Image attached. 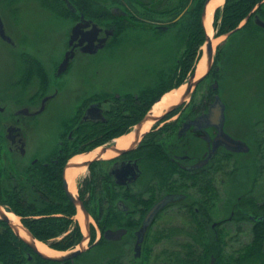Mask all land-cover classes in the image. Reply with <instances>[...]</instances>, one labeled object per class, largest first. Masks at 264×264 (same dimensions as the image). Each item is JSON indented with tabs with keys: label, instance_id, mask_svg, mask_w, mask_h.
I'll return each mask as SVG.
<instances>
[{
	"label": "flooded vegetation",
	"instance_id": "1",
	"mask_svg": "<svg viewBox=\"0 0 264 264\" xmlns=\"http://www.w3.org/2000/svg\"><path fill=\"white\" fill-rule=\"evenodd\" d=\"M191 4L192 0H0V40L19 55L21 74L20 79H10L8 93H0V111L6 113L9 97L16 102V92L13 93L16 85L25 92L34 91L32 95L27 94L23 108L8 114L5 123L7 133L4 134L7 145L0 142L3 162L10 164L12 160L9 159L17 152L22 158L27 157V141L22 136L24 127L13 124L19 123L20 116L26 117L27 124L28 118L39 116L46 110L47 104L60 94V89L51 86V81L67 74L75 60L97 56L104 50L109 51L108 55L126 50L139 53L142 51L139 37L145 41L150 32L162 38L174 30L181 39L184 35L179 22L186 21ZM36 11L39 17L47 20L52 18L50 14H54L68 21L61 58H45L27 40L29 35L18 37L14 34L15 27L7 28L4 14L18 25L25 12L31 21L24 25V30L27 33L29 25L35 29L33 13ZM67 55L70 59L65 64ZM150 59L153 61L148 62L136 82L128 84L129 88L123 91L137 90L141 86L142 91L156 86L161 75L173 72L171 67L155 75V57ZM99 70L95 73L100 74ZM215 70L217 76L213 80L218 85L215 89L212 82V95L208 90L199 99L192 98L172 112L165 113L148 132L139 133L137 143L127 149H119L115 141L137 132L156 102L152 104L148 98L139 99V93L122 96L107 92L121 90L115 86H99L90 89L88 94L78 95L76 114L60 122V137L52 153L26 159L30 161L28 165L51 171H54V166L61 169L64 186L72 159L104 147L102 155L87 166V175H82L83 178L77 181V193L89 213L90 249L73 259L55 261V264H134L144 259L147 249L156 247L152 243L171 239L173 242L187 240L180 244L181 250L175 252L184 251V256H192L195 252L205 259L208 244L214 243L217 250L238 252L253 241L256 230L264 229V127L261 128V121H255L250 138L231 135L226 130L228 105L222 99L226 108L224 131L241 142L234 150L223 144L218 128L205 118L216 97H221L219 65ZM140 81L143 84L136 85ZM166 86L161 84L159 88ZM209 95L210 98H206ZM37 105L39 108L32 110ZM90 108L100 110L102 117L94 113L83 121ZM125 123L132 124L126 133L117 135ZM83 125L87 126L80 128ZM99 129L102 131L96 132ZM80 138L87 140L75 148ZM100 139L105 142L88 150L95 140ZM76 150L81 152L76 153ZM110 151L113 154L104 157ZM168 195H177L178 198L170 201L146 225L151 209ZM161 218H166L172 226L157 229ZM74 219L77 221L76 216ZM175 220H186L189 233L182 235L179 228L183 222L176 228L173 226ZM107 233H113L111 238L105 236ZM238 236L251 238L247 243L243 238V242H237ZM43 243L53 248L54 241ZM78 245L62 251L73 250ZM111 245L115 246L112 250L120 254L112 255L110 250L94 259L82 258L93 254V250ZM30 258L28 264H47L46 260ZM171 259L170 264H174ZM195 262L204 264L201 259L188 261L189 264ZM208 263L221 264L215 253L211 254Z\"/></svg>",
	"mask_w": 264,
	"mask_h": 264
},
{
	"label": "rangeland",
	"instance_id": "2",
	"mask_svg": "<svg viewBox=\"0 0 264 264\" xmlns=\"http://www.w3.org/2000/svg\"><path fill=\"white\" fill-rule=\"evenodd\" d=\"M33 4L37 3L34 2ZM260 6H264V2H260L255 8V11ZM46 13L50 14L49 12ZM50 16H52V18L48 17L47 20L43 17H39L38 11L34 12L33 18H36L34 19L35 29L34 26L29 25L26 33L24 25L28 24L31 20L25 12H23L21 18H19L20 23L18 25H14L11 20H9L7 14H4L7 28L15 27L14 34L16 36L24 37V35H29L27 36V40L33 44V48L36 46L45 58L59 59L64 52V36L67 34L66 28L68 21L62 18H57L54 14H50ZM247 21L248 19L245 20L242 25H245ZM142 36L146 37L145 35ZM147 36L148 38L145 41L144 38L139 37L141 42L140 48L142 49L139 53L134 54L133 52L126 50L124 53L123 51L118 52L117 55L116 53L111 52L108 55L109 51L104 50L94 57H79V59L75 60L72 69L67 74L60 78L56 77L51 81V86H57L60 89L59 96L47 104L46 110L41 115L28 118L27 124L25 116L18 117L20 119V121H18L19 123L14 122L13 124L24 127L25 134L22 136L27 141L28 158L33 156L41 158L52 153L53 148L56 146L60 137V122L65 118H70L73 114H76L77 106L79 105V103H77L79 94H88L90 89L99 86H115L121 89L120 91H107L111 95L119 93L124 96L125 93H139L142 86L137 90H123L129 88L128 84L136 82L135 79H137L143 70L146 69L148 62L153 61L150 57H155V75L160 74L162 70L165 71L171 67V69H174L177 60L181 56L182 49L184 48L185 39H183V37L181 39L178 38V34L176 35L174 30H170L162 38L154 36L151 32L148 33ZM262 36L264 39V33ZM240 37L241 36H236L228 39L223 37V41L219 43L215 49L214 68H216L217 65L220 67L221 78L219 79V83L221 85V90L219 92L221 93V98L228 105V123L226 130L229 131L231 135L242 136L244 139H248L254 132L252 126L255 125V121H261V128L264 127V42L258 43L260 46H254L256 49L261 48L256 56L247 54L242 57V60L237 61L238 55H235L230 61L228 55L231 53L232 45L235 41L240 39ZM248 50L249 48L247 51ZM14 53H16L14 49L10 48L0 40V93L2 94L8 93L7 88L8 85H10V79L13 77L15 80L21 75L19 72L20 57ZM96 70H99L100 74H96ZM149 74L153 75L152 73ZM211 78V80H209V78L200 85L195 90L194 94L188 97L186 101L188 102L192 100V98L196 100L199 99L202 94L204 95L206 91L210 89L211 84L214 81V74H212ZM18 79H20V77ZM142 84L143 81L136 83L138 86ZM36 88H38L37 85ZM13 90V93L16 92V102L13 101L12 97H9L8 100L10 104L6 113L0 111V142L3 141L5 145H7L4 137V134L7 133L5 123L8 114L23 108L27 94L32 95L34 93V91H31L30 93L25 92V89L23 90L17 85ZM100 94L103 93L101 92ZM38 108L39 105L33 107L32 110ZM56 148L57 147H55V149ZM100 149H102V147H100ZM18 154L19 152L14 153L12 159L9 160L27 166L30 161L26 160V156L25 158H22V156ZM85 170L87 172V167ZM86 172L83 174V177L87 175ZM83 177L81 176L79 180ZM79 212L83 213V211L79 209L76 213L77 223L81 225L77 218ZM165 219L166 218L160 219V225H158L157 229L164 226H172L169 223L170 221ZM182 222L183 225L181 226ZM185 224L186 220H175L173 226L176 228L181 226L179 229L183 231L182 235H184L189 233V229H186ZM81 229L86 236V244L85 246L81 245L77 247L75 250H81L83 247V250L85 249L83 253H86V251L90 249V236L89 232L84 230L82 225ZM237 238V242L244 241L247 243L251 237L238 236ZM186 241V239H177L173 242V239H171L158 242V244L152 243L151 245L156 247L153 250L151 248H149V250L147 249L144 259L138 260L134 264H170L171 258V263H173L175 260V251L181 250L180 244H183ZM111 246L112 247L105 246L98 250H93V254L85 255L82 258L94 259L96 256L104 255L106 251L115 248L114 245ZM56 251L62 253V255L71 253V251ZM117 253L120 254L118 251L116 252L115 250H112V255H117ZM178 253H182V251H179Z\"/></svg>",
	"mask_w": 264,
	"mask_h": 264
},
{
	"label": "trees",
	"instance_id": "3",
	"mask_svg": "<svg viewBox=\"0 0 264 264\" xmlns=\"http://www.w3.org/2000/svg\"><path fill=\"white\" fill-rule=\"evenodd\" d=\"M263 1L226 0L224 8L218 9L215 13L214 26L217 36H222L238 29L257 5ZM205 2L206 0H192L191 7L186 13V21L179 22L181 24L179 27L185 40L184 48L174 66L173 72L169 75H161L156 86L140 91L139 99L148 98L153 104L165 92L179 87L190 75L195 73L196 64L202 54L201 48L206 39L203 27ZM257 14L264 19V6L256 9L245 25L230 36H241L232 45L231 53L228 55L230 61L235 55H238L237 61H240L247 54L256 56L260 51L261 48H254V46H260L258 43L264 42L262 36L264 30L254 23V15ZM248 48L249 50L247 51ZM212 74H214V77L217 76L215 70ZM161 84H167V86L164 89H160L159 85ZM209 93L210 95L213 94L211 88ZM210 95L206 98H210ZM132 123H125L124 128L117 135L126 133L128 126ZM86 126L83 125L80 128H85ZM98 131L102 130H96V132ZM86 140L80 138V140L76 141L74 147L79 148L80 146L78 145L86 142ZM104 142L101 139L95 140L88 150L102 145ZM1 152L2 147L0 144V205L18 215L24 227L37 240L42 242L54 241L52 244L54 249L69 250L80 244L84 236L80 225L74 219L77 207L71 201L63 186L61 169L58 170L54 166V171H51L47 168L41 167V169L40 166H21L13 161L10 164H6L3 162ZM78 152L81 151L76 150V153ZM194 238L197 240L196 236ZM263 243L264 229L256 230L253 241L238 252L231 253L224 249L217 250L215 248L216 245L212 243L208 244L205 259L195 252H192V256L189 254L184 256L186 252H175L174 264H189V259L192 261L201 259L204 264H209L212 253L217 255L221 264H264ZM30 257H34L33 260H46L47 264H55V261L45 259L35 252L28 243L15 233L9 223L0 219V264H28L30 259H32Z\"/></svg>",
	"mask_w": 264,
	"mask_h": 264
},
{
	"label": "bare ground",
	"instance_id": "4",
	"mask_svg": "<svg viewBox=\"0 0 264 264\" xmlns=\"http://www.w3.org/2000/svg\"><path fill=\"white\" fill-rule=\"evenodd\" d=\"M226 0H212L206 11L205 19H204V25L207 33L209 36L214 40V49H216L217 45L223 41V37L216 38V32L214 29V22H215V12L218 9H221L224 7ZM203 51H206V45L203 48ZM206 56L204 55L203 58H201L200 63L198 64L197 68V78L203 76L207 71V65H206ZM185 85L174 89L168 93H166L161 101L157 102L150 113V118L148 121H146L141 129V134H144L148 132L151 127L154 125V119L161 117L172 105H175L182 101L184 99V91H185ZM137 138V133L132 132L130 134H127L125 136H122L121 138H118L115 143L117 144V147L119 149H127L128 147H131L133 143L135 142ZM112 151L108 152L104 155V157L112 155ZM102 155L101 149H97L89 154L77 156L74 159L71 160L70 165L66 171V180L69 186V190L73 195H77V181L78 179L86 172L85 167L83 166V163L86 161L96 159ZM2 211L8 216L10 221L16 226V230L20 232V235L22 238H25L26 240L34 242V239L30 236L29 232L25 229L23 226L20 217L17 216L13 212L7 211L5 208H1ZM77 218L79 219L81 225L84 227V230H86V220L84 217V214L79 212ZM18 227V228H17ZM36 246L38 250L46 255V256H62V253L53 250L52 248H49L47 245L40 241H36ZM64 255V254H63Z\"/></svg>",
	"mask_w": 264,
	"mask_h": 264
},
{
	"label": "water",
	"instance_id": "5",
	"mask_svg": "<svg viewBox=\"0 0 264 264\" xmlns=\"http://www.w3.org/2000/svg\"><path fill=\"white\" fill-rule=\"evenodd\" d=\"M211 1L212 0H207L206 7H205V10H204V13H203L204 19H205L207 7H208V5H209V3ZM255 23L258 26L264 28V20L262 18H260L258 15L255 16ZM205 45H206L205 56H206V61H207L205 63L207 65V71H206V73L203 76L199 77L198 79H197V72L190 77L189 82H188V86H187L186 91L184 92V95H183V97H184L183 100H185L186 98H188L192 94L193 90L198 86V84L207 76V74H209V72H210V70H211V68L213 66V63H214V40L209 36L208 33H207V39H206V44ZM69 59H70V56L67 55L64 63L67 64ZM217 85H218V83L216 82L215 83V89L217 88ZM175 108H176V106H173L170 109H168L167 112H170L171 110H174ZM225 109L226 108H225L224 103L222 102L221 98L218 96V97H216L215 104L211 107L210 113L208 115H206L205 118H206V121H208L211 125L216 126L218 128L219 136L223 139V144L225 146H227V148L234 150L237 147L238 144H241V142H238V141L234 140L229 135H227L225 133V131H224V125H225V119H226V117H225ZM94 113H96L98 116L102 117V114H101L100 110L94 109V108H90L88 110V112L86 113V116H85L84 120H86L89 115H93ZM149 118H150V115H148L144 119V121H147ZM162 118L163 117H158V118H156L154 120L159 121ZM198 121L199 120H197L194 123H197ZM143 122H142V124H143ZM142 124L140 126H142ZM86 164H89V163H86ZM64 185H65L66 190L68 191V186H67L66 182L64 183ZM68 195H69L70 199L78 206V208L81 209L86 216H88V212H87L83 202L81 201V199L79 197L74 196L70 192H68ZM177 198H178L177 195H168L163 200H161L159 203H157L151 209V211L149 212V214L147 216V219L145 221V224L146 225L150 224L152 219L156 216V214H158V212L160 210H162L170 201L177 200ZM1 208H2V206H0V218L5 220L6 222H8L11 225V227L14 229L16 234L19 237L22 238V236L20 235V232H18L16 230V228H15L16 226L10 221L8 216L2 211ZM111 235L107 233L105 236L111 238ZM30 236L34 239V242L26 240L25 238H23V239H25L24 241H26V243H28V245L31 248H33L40 256H42L45 259L58 261V262H63V261H67V260L75 258L76 256L80 255L84 251L83 247H82L81 250L73 251V252L68 253L66 255L56 256V257L46 256V255L42 254L38 250V248L36 246V239L31 234H30Z\"/></svg>",
	"mask_w": 264,
	"mask_h": 264
}]
</instances>
